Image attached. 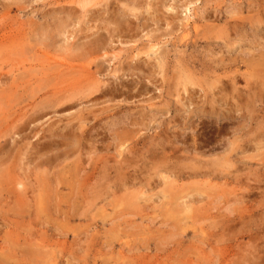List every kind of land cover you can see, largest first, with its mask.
<instances>
[{"label": "rangeland", "instance_id": "1", "mask_svg": "<svg viewBox=\"0 0 264 264\" xmlns=\"http://www.w3.org/2000/svg\"><path fill=\"white\" fill-rule=\"evenodd\" d=\"M0 2V264H264V80L180 85L192 61L264 64V0ZM60 23L105 50H52Z\"/></svg>", "mask_w": 264, "mask_h": 264}, {"label": "bare ground", "instance_id": "2", "mask_svg": "<svg viewBox=\"0 0 264 264\" xmlns=\"http://www.w3.org/2000/svg\"><path fill=\"white\" fill-rule=\"evenodd\" d=\"M8 1V0H7ZM3 2V1H2ZM2 2H0V3H2ZM15 2V1H14ZM3 4V3H2ZM3 5H5V4H3ZM6 6V5H5ZM8 7V6H7ZM261 18V17H260ZM69 20V19H68ZM186 20V19H185ZM55 22V21H54ZM61 22V21H60ZM64 23H66V22H64ZM234 24V26L236 27V26H238V23H236V22H233ZM226 25H227V23H226ZM239 26H241V25H239ZM51 27H52V31H53V36H52V38L50 39V41H52L50 44L52 45V47L53 48H51L50 46H48V47H50L52 50H58V51H61V52H63V51H65V49H67L68 51L70 50L71 52H69V53H72V52H76L77 50H79V49H83V47H86V48H88V50H89V48L90 49H92V51L93 50H95V52H98V51H102L103 52V48H104V50H105V47H103L102 48V46L103 45H101L100 43L98 44V42H97V40H96V42H90V44L89 43H85V44H79V45H75L76 44V41H75V43L74 44H71L70 43V45H68V47H67V45H66V47H65V45H63V44H65V39H64V41H63V39L61 38V37H63L62 35H64L63 33H64V27L62 26V24L60 23V24H56L55 26H54V28H53V26L51 25ZM244 27V26H243ZM256 27V26H255ZM206 28V27H205ZM233 28V27H232ZM43 30H44V28H43ZM47 29H45V31H46ZM68 30V29H67ZM116 30V29H115ZM121 30V29H120ZM119 31V30H118ZM117 31V32H118ZM232 31H234V30H232ZM236 31V30H235ZM7 32V31H6ZM47 32V31H46ZM45 32V33H46ZM48 33V32H47ZM50 33V32H49ZM113 33V32H112ZM115 34V33H114ZM237 34V33H236ZM9 35V34H8ZM46 35V34H45ZM44 35V36H45ZM49 36H50V34H48ZM48 35H47V37H48ZM34 36H35V34H34ZM39 36H40V34H39ZM118 36V35H117ZM211 36V35H210ZM9 37V36H8ZM35 37H37V36H35ZM90 37V36H89ZM109 37H114V38H116V36L115 35H113V34H111V35H109ZM122 37V36H121ZM144 37V36H143ZM41 38H43V35L42 36H40V39ZM49 38V37H48ZM63 38H65V36L63 37ZM83 38V37H82ZM100 37H97V39H99ZM123 38V37H122ZM213 38V37H212ZM211 38V39H212ZM216 38H218V37H216ZM39 39V40H40ZM110 39V38H109ZM113 39V38H112ZM117 39V38H116ZM119 39H120V37H119ZM124 39V38H123ZM1 40V39H0ZM36 40V39H35ZM45 40V39H44ZM81 40V39H80ZM91 40V39H90ZM93 40H94V37H93ZM15 41V40H14ZM73 41V40H72ZM92 41V40H91ZM95 41V40H94ZM101 41H102V39H101ZM42 42V41H41ZM64 42V43H63ZM66 42H67V40H66ZM105 43L107 42V41H104ZM117 42V41H116ZM213 42V41H212ZM43 43H44V41H43ZM214 43V42H213ZM217 43V42H216ZM49 44V43H48ZM67 44V43H66ZM104 44V43H103ZM216 45V44H215ZM215 45H213V46H215ZM217 46V45H216ZM230 46H233V45H230ZM206 47V46H205ZM229 47V46H228ZM227 47V48H228ZM66 50V51H67ZM87 49H85V52H87L86 51ZM97 50V51H96ZM230 50V49H229ZM57 51V52H58ZM228 51V50H227ZM79 52H81V51H79ZM229 52V51H228ZM233 52V51H232ZM241 52V51H240ZM68 53V54H69ZM94 54V53H93ZM155 54V53H154ZM233 54V53H232ZM231 54V55H232ZM76 55V54H75ZM85 55H87V53L85 54ZM91 55V54H90ZM235 55H237V54H235ZM239 56H234V59H229V56H228V60L226 61V62H224L223 60H220L219 62L218 61H216V62H218V63H216V64H213V65H209V64H205V63H202V64H199L198 63V61H197V63L200 65L199 66V68L197 67L198 65H195V62L194 61H192V64H191V67H190V70L192 71H190L186 66H184V68L185 69H181L180 70V75H181V79H184V80H182L181 82V87L182 88H186L187 86H190V85H192V82L190 81L193 77H194V74L197 72L198 74H200V75H202L204 78H205V80H209L210 78H213V80H223V79H221V77H219V75H222L223 76V78L225 79V80H264V64H263V62L261 61L262 60V55H261V52L259 53V52H257L256 51V49H253V50H251V51H248L247 53H241V55L240 54H238ZM158 57V56H157ZM160 57V56H159ZM232 57V56H231ZM65 58V57H64ZM101 58V57H100ZM260 58H261V60H260ZM59 59V58H58ZM154 59V58H153ZM160 59V58H159ZM50 60V59H49ZM62 60V59H61ZM161 60V59H160ZM225 60V59H224ZM155 61H156V59H155ZM163 61V60H162ZM157 62V61H156ZM191 63V62H190ZM213 63V62H212ZM147 64V63H146ZM189 64V63H188ZM187 64V65H188ZM150 65V64H149ZM154 65V64H153ZM162 65H160V63L159 62H157V67H159V69H160V67H161ZM189 66V65H188ZM130 67V66H129ZM155 67H156V65H155ZM163 67V66H162ZM200 67H201V69H200ZM242 68H244L245 70L244 71H246V73L245 72H243V73H239L240 72V70L242 69ZM160 70H162V69H160ZM160 72V71H159ZM130 73H132V72H130L128 69H124L123 71H122V76H127V74H129V75H131ZM132 76H133V73H132ZM137 81V80H136ZM5 82V81H4ZM3 82V83H4ZM8 82V81H7ZM210 82V81H209ZM106 83V82H105ZM105 83H103V85H102V83H101V85L103 86L102 88H104V84ZM212 83V82H211ZM210 83V84H211ZM7 84V83H6ZM12 84V83H11ZM112 84H114V81H113V83ZM109 85L108 87H109V89H106V90H104L103 92H98V93H100V95H101V98L103 99V98H111V99H114V97L112 96L111 97V93L113 92V91H117V89H116V87L115 86H113V85ZM117 84H118V82H117ZM249 84V83H248ZM253 84V83H252ZM4 86H5V84H3ZM8 85V84H7ZM107 85V84H106ZM105 85V86H106ZM137 85V83L136 82H134V81H132V82H130L129 84L128 83H126L125 85H124V87L126 88V89H128V90H130V89H132V88H134L135 86ZM196 85V84H195ZM229 85V84H228ZM222 86L224 87V84L222 83ZM226 86V85H225ZM247 87V86H246ZM4 89H6V88H4ZM8 89V88H7ZM125 89V90H126ZM141 89V88H140ZM263 89V88H262ZM9 91H10V88L8 89ZM12 90V89H11ZM57 90V89H56ZM146 91V90H145ZM194 91V90H193ZM252 91H254V90H252ZM51 92V91H50ZM53 92V91H52ZM56 92V91H55ZM185 92V91H184ZM47 93V92H46ZM59 93V92H58ZM97 93V94H98ZM53 94V93H52ZM63 94V93H62ZM47 95V94H46ZM99 95V94H98ZM63 96H64V94H63ZM122 96V94H120V97ZM188 96V95H187ZM254 96V95H253ZM93 97V96H92ZM96 97V96H95ZM95 97H93V98H95ZM98 98H99V96H97ZM225 97V96H224ZM63 98V97H62ZM230 98V97H229ZM235 98V97H234ZM95 99H97V98H95ZM218 99V98H217ZM216 99V100H217ZM231 99V98H230ZM246 99H248V97L246 98ZM257 99V98H256ZM255 99V100H256ZM66 100H67V98H66ZM90 100V99H89ZM89 100H88V103H89ZM101 100V99H100ZM243 100V99H242ZM49 101V100H48ZM91 101H93V100H91ZM95 101V100H94ZM218 101V100H217ZM220 101H221V99H220ZM223 101V100H222ZM251 101V100H250ZM259 101H260V99H259ZM259 101H257V102H259ZM62 102V101H61ZM96 102V101H95ZM98 102V101H97ZM249 102V101H248ZM253 102V101H252ZM254 102H256V101H254ZM65 103H67L66 101H65ZM216 103V102H215ZM227 103V102H226ZM245 103H247V102H245ZM245 103H243V104H245ZM251 103V102H250ZM249 103V104H250ZM97 104V103H96ZM235 104V103H234ZM237 104H239V103H237ZM242 104V105H243ZM258 104V103H257ZM31 105H33V103L31 104ZM221 105V104H220ZM222 105H223V102H222ZM247 104H245V106H246ZM251 105H253V104H251ZM250 105V106H251ZM29 106V105H28ZM225 106H227V105H225ZM249 106V105H248ZM48 107H50V106H48ZM235 107V106H234ZM240 107H242V106H240ZM247 107V106H246ZM261 107V106H260ZM28 108V107H27ZM255 108V107H254ZM40 109V108H39ZM47 109V108H46ZM29 110V109H28ZM44 110H45V107H44ZM54 110V109H53ZM237 110V109H236ZM236 110H234V111H236ZM245 110V109H244ZM41 111H43V109L41 110ZM104 111V110H103ZM106 111V110H105ZM220 111V110H219ZM229 111V110H228ZM18 112V111H17ZM21 112V111H20ZM20 112H18V115L20 114ZM24 112V111H23ZM64 112V111H63ZM32 113V112H31ZM178 113V112H177ZM219 113V112H218ZM220 113H221V111H220ZM226 113V112H225ZM230 113H232V112H230ZM30 114V113H29ZM34 114V113H33ZM32 114V115H33ZM227 114V113H226ZM226 114H225V116H226ZM14 115H15V113H14ZM13 115V116H14ZM230 115V114H229ZM12 116V117H13ZM26 116V115H25ZM27 116H28V114H27ZM26 116V117H27ZM31 116V115H30ZM29 116V117H30ZM46 116V115H45ZM8 117V116H7ZM21 117H23L22 115H21ZM118 117V116H117ZM221 117V116H220ZM224 117V116H223ZM230 117V116H229ZM228 117V118H229ZM233 117V116H232ZM9 118V117H8ZM175 118V117H174ZM219 117H217V119H218ZM225 118V117H224ZM231 118V117H230ZM5 119H6V117H5ZM15 119H17V118H15ZM38 119H40V116L39 117H34V118H32V120H31V118H28L25 122H23V124H22V126H20L19 128H17V130H16V133H15V135H17L18 136V140H23L24 139V137L23 136H21L20 134H21V132H23L25 129H24V127H25V125H26V127L27 126H30L29 124H31V123H34L35 121H37ZM221 119V118H220ZM256 119V118H255ZM28 121V122H27ZM199 121V120H198ZM222 121H223V119H222ZM221 121V122H222ZM27 122V123H26ZM219 122V121H218ZM256 122V121H255ZM36 123H38V121L36 122ZM21 124V123H20ZM82 124V123H81ZM219 124V123H218ZM221 124V123H220ZM216 125V124H215ZM263 125V124H262ZM70 126V125H69ZM195 126V125H194ZM243 127V126H242ZM245 127V126H244ZM1 128V127H0ZM14 128V127H13ZM69 128V127H68ZM41 129V128H40ZM39 129V130H40ZM47 129V128H46ZM76 129V128H75ZM78 129H79V126H78ZM38 131V130H37ZM47 131V130H46ZM52 131V130H51ZM186 131V130H185ZM35 132V131H34ZM41 132V131H40ZM57 132V131H56ZM69 133V132H68ZM68 133H66L64 136H66ZM233 133V132H232ZM263 133V132H262ZM257 134V133H256ZM22 135H24L23 133H22ZM33 135V134H32ZM31 135V136H32ZM38 135V134H37ZM243 135V134H242ZM14 136V135H13ZM82 135L80 134V137H81ZM163 136V135H162ZM258 136V135H257ZM15 137V136H14ZM39 137V136H38ZM51 137H52V135H50V136H48L46 139L47 140H51ZM55 137V136H54ZM57 137V136H56ZM59 137V136H58ZM61 138V137H60ZM65 138V137H64ZM238 138V137H237ZM45 139V138H44ZM63 139V138H62ZM89 139V138H88ZM128 139H130V137L128 138ZM1 140V139H0ZM13 140H14V138H13ZM40 140V139H39ZM55 140V139H54ZM60 140V139H59ZM66 140V139H65ZM121 140H123V139H121ZM12 141V140H11ZM43 141V140H42ZM56 141V140H55ZM62 141V140H61ZM117 141V140H116ZM126 141V140H125ZM170 141V140H169ZM6 142V141H5ZM85 142V141H84ZM87 142V141H86ZM8 143V142H7ZM10 143V142H9ZM58 143V142H57ZM124 143V142H123ZM126 143V142H125ZM11 144V143H10ZM43 144V143H42ZM59 144V143H58ZM78 144V143H77ZM122 144V143H121ZM121 144H120V146H121ZM24 145V144H23ZM27 145V144H26ZM37 145V144H36ZM68 145V147H70L71 146V142L70 143H68L67 144ZM134 145V144H133ZM1 146V145H0ZM25 146V145H24ZM45 146H46V144H45ZM53 146V145H52ZM164 146V145H163ZM183 146V145H182ZM257 146V145H256ZM23 147V146H22ZM37 147H38V145H37ZM37 147L35 148V149H37ZM43 147V146H42ZM64 147V146H63ZM109 147V146H108ZM149 147V146H148ZM155 147V146H154ZM15 148V147H14ZM38 148H40V147H38ZM146 148V147H145ZM178 148V147H177ZM220 148V147H219ZM30 149H31V147H30ZM34 149V148H33ZM41 150H43L42 148H40ZM58 149V148H57ZM76 150H74V151H72V153L71 154H75L76 152L78 153V154H80V150H81V148L80 147H78V148H75ZM83 149V148H82ZM164 149V148H163ZM15 150V149H14ZM49 151H51V148H49V147H45L44 148V150L42 151V152H36L35 153V156H33V158L31 159V164L33 165V162H36L37 160H40V157H42L43 155H45L47 152H49ZM55 151V150H54ZM60 151H62V150H60ZM134 151V150H133ZM9 152V150H7L6 148L4 149V148H2V149H0V156H4V155H8L7 153ZM11 152H12V150H11ZM31 152V151H30ZM83 152V151H82ZM85 152V151H84ZM195 152V151H194ZM214 152V151H213ZM58 153H60V152H58ZM66 153V152H65ZM68 153V152H67ZM95 153V152H94ZM121 153H122V151H121ZM127 153H129V152H127ZM197 153V152H196ZM229 153V152H228ZM235 153V152H234ZM13 154V153H12ZM16 154V153H15ZM14 154V155H15ZM56 154V153H55ZM18 155V154H17ZM129 155V154H128ZM47 156V155H46ZM57 156V155H56ZM90 156V155H89ZM89 156H88V158H89ZM18 157V156H17ZM109 157V156H108ZM124 157V156H123ZM178 157V156H177ZM1 158V157H0ZM11 158V157H10ZM26 158V157H25ZM64 158V157H63ZM117 158V157H116ZM125 158V157H124ZM132 158V157H131ZM19 159V158H18ZM57 159H59V157L57 158ZM61 159V158H60ZM126 159V158H125ZM124 159V160H125ZM221 159V158H220ZM17 160V159H16ZM30 160V159H29ZM83 160V159H82ZM89 160V159H88ZM124 160H123V163H124ZM128 160V159H127ZM154 160V159H153ZM196 160V159H195ZM195 160H192V161H195ZM219 160V159H218ZM23 161V160H22ZM25 161V160H24ZM27 161V160H26ZM42 161V160H41ZM51 161V160H50ZM130 161V160H129ZM128 161V162H129ZM227 161V160H226ZM11 162V161H10ZM19 162V161H18ZM21 162V161H20ZM57 162H59V161H57ZM101 162V161H100ZM128 162L126 163V164H124V165H127L128 164ZM158 162V161H157ZM196 162H198V160L196 161ZM213 162V161H212ZM222 162H223V160H222ZM13 163V162H12ZM28 163V162H27ZM69 163V162H68ZM112 163V162H111ZM152 163H154V162H152ZM193 163V162H192ZM214 163V162H213ZM227 163V162H226ZM26 164V163H25ZM65 164H67V163H65ZM115 164V163H114ZM120 164H122V163H120ZM130 164V163H129ZM137 164H139V163H137ZM181 164V163H180ZM196 164H200V163H196ZM228 164H230V163H228ZM27 165V164H26ZM28 165H30V164H28ZM27 165V166H28ZM48 165H50V163L48 164ZM57 165V164H56ZM78 165H80V164H78ZM170 165V164H169ZM174 165V164H173ZM202 165V164H201ZM44 166V165H43ZM65 166V165H64ZM68 166H70V165H68L67 164V167ZM81 166V165H80ZM114 166V165H113ZM195 166H197V165H195ZM194 165H193V167H195ZM227 166V165H226ZM18 167V166H17ZM30 167V166H29ZM52 167V166H51ZM79 167V166H78ZM87 167V166H86ZM111 167V166H110ZM122 167L124 168V166H123V164H122ZM126 167V166H125ZM192 166L190 167V168H193ZM27 168V167H26ZM25 168V169H26ZM47 168V167H46ZM63 168H65V167H63ZM114 168V167H113ZM149 168V167H148ZM152 168V167H151ZM155 168V167H154ZM202 168V167H201ZM201 168H198L199 170L201 169ZM4 169H6V168H4ZM71 169V168H70ZM110 169H112V168H110ZM118 169V168H117ZM125 169V168H124ZM129 169V168H128ZM182 169H183V167H182ZM181 169V170H182ZM8 170V169H7ZM191 170V169H190ZM61 171V170H60ZM64 171V170H63ZM67 171V170H66ZM71 171V170H70ZM119 171V170H118ZM124 171H126V170H124ZM152 171H154V169H152ZM156 171V170H155ZM187 171H189L188 169H187ZM201 171V170H200ZM199 171V172H200ZM10 172V171H9ZM26 172V171H25ZM46 172V171H45ZM50 172V171H49ZM54 172V171H53ZM102 172V171H101ZM106 172V171H105ZM57 173V172H56ZM56 173H54V174H56ZM61 173V172H60ZM66 173V172H65ZM163 173V172H162ZM195 173H197V172H195ZM208 173V172H207ZM53 174V175H54ZM62 174V173H61ZM61 174H60V176H61ZM64 174V173H63ZM71 174V173H70ZM80 174V173H79ZM129 174V173H128ZM148 174V173H147ZM156 174V173H155ZM154 174V175H155ZM164 174V173H163ZM23 175V174H22ZM49 175H50V173H49ZM53 175H51V176H53ZM57 175V174H56ZM65 175V174H64ZM99 175V174H98ZM113 175V174H112ZM131 175V174H130ZM136 175V174H135ZM170 175V174H169ZM189 175V174H188ZM203 175V174H202ZM27 176H29V175H27ZM58 176V175H57ZM59 176V177H60ZM63 176V175H62ZM79 176V175H78ZM77 176V177H78ZM111 176V175H110ZM150 176H151V174H150ZM187 176V175H186ZM138 177V176H137ZM220 177V176H219ZM57 178V177H56ZM55 178V179H56ZM94 178V177H93ZM15 179V178H14ZM50 179V178H49ZM58 179V178H57ZM224 179V178H223ZM32 180V179H31ZM68 180H70V179H68ZM138 180V179H137ZM64 181V180H63ZM127 181H128V179H127ZM134 181H136V180H134ZM146 181V180H145ZM154 181V180H153ZM105 182V181H104ZM41 183V182H40ZM53 183V182H52ZM62 183H64V182H62ZM68 183H72V182H68ZM75 183V182H74ZM99 183V182H98ZM127 183V182H126ZM141 183V182H140ZM151 183V182H150ZM66 184V183H65ZM77 185H78V183H76ZM95 184V183H94ZM133 184V183H132ZM61 185V184H60ZM138 185H141V184H138ZM149 185V184H148ZM155 185V184H154ZM67 186V185H66ZM76 186V185H75ZM78 186H80V185H78ZM91 186H92V184H91ZM96 186V185H95ZM150 186V185H149ZM18 187V186H17ZM14 188V187H13ZM82 188V187H81ZM80 188V189H81ZM92 188V187H91ZM56 189V188H55ZM146 189V188H145ZM41 190V189H40ZM43 190V189H42ZM93 190V189H92ZM97 190V189H96ZM100 190V189H99ZM102 190V189H101ZM117 190V189H116ZM34 191V190H33ZM141 191V190H140ZM1 192V191H0ZM14 192V191H13ZM43 192V191H42ZM88 192V191H87ZM104 192V191H103ZM174 192V191H173ZM11 193V192H10ZM15 193V192H14ZM22 193V192H21ZM40 193V192H39ZM38 193V194H39ZM2 194V193H1ZM141 194V193H140ZM20 195V194H19ZM80 195V194H79ZM1 197V196H0ZM81 197V196H80ZM42 198V197H41ZM4 199H5V197H4ZM4 199L2 200V199H0V202H1V200L5 203V201H4ZM27 199V198H26ZM47 199V198H46ZM19 200V199H18ZM22 200V199H21ZM16 203V202H15ZM186 203V202H185ZM194 203H195V201H194ZM178 204V203H177ZM7 205V204H6ZM5 205V206H6ZM10 205V204H9ZM12 205V204H11ZM13 206V205H12ZM177 206H179V205H177ZM11 207V206H10ZM14 209V208H13ZM74 217V216H73ZM79 217V216H78ZM3 222V221H2ZM4 223V222H3ZM5 227H6V225H5ZM66 234V233H65ZM176 234V233H175ZM17 241V240H16ZM14 256V255H13ZM12 256V257H13Z\"/></svg>", "mask_w": 264, "mask_h": 264}]
</instances>
